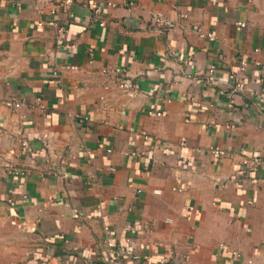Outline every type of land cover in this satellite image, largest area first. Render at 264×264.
<instances>
[{"label":"crops","instance_id":"1","mask_svg":"<svg viewBox=\"0 0 264 264\" xmlns=\"http://www.w3.org/2000/svg\"><path fill=\"white\" fill-rule=\"evenodd\" d=\"M154 11L176 25L152 28ZM233 71L250 92L228 107ZM262 90L264 0H0V221L22 232L15 263L264 264Z\"/></svg>","mask_w":264,"mask_h":264},{"label":"built area","instance_id":"2","mask_svg":"<svg viewBox=\"0 0 264 264\" xmlns=\"http://www.w3.org/2000/svg\"><path fill=\"white\" fill-rule=\"evenodd\" d=\"M111 5H113L112 3H109ZM187 14L183 13L181 14V17H186ZM52 22H50L51 24ZM103 23L101 22V25ZM149 25L152 27V28H156V29H159V30H170L171 28H173L175 25H176V21L170 17L169 15H167L166 13L162 12V11H154L151 13L150 17H149ZM237 29L239 28H242L245 26V22L243 21H238L237 22ZM197 32L201 35V36H206L210 39H213L214 38V35L213 33L211 32H207V33H202L200 31V28H197ZM256 65H259L260 62L259 61H256L255 62ZM245 65H246V62L245 61H241L240 62V67L239 69L240 70H244L245 68ZM217 66L215 63H210L207 67V70H206V80L207 82H213L214 81V72L216 70ZM125 69H119V72H122V73H125L124 72ZM126 74V73H125ZM228 78L229 80L231 81V89L229 91V94H230V99L229 101L227 102V106L228 107H231L233 106V96L237 93H241V92H250V89L249 87L247 86L246 82L244 81L243 78H241L236 72H229L228 73ZM119 87L124 89V90H130L132 89L133 87V84L126 78H120L119 80ZM260 96L264 97V90H262L260 93H259ZM5 104L7 106H11V107H14V108H18L21 106V102L19 101H11V100H7L5 101ZM156 114H160V112H156ZM23 144H25V141H21ZM181 145H184V142H181ZM209 151L211 153H214V154H220V155H225L226 154V151L220 147H210L209 148ZM261 158L260 156L258 155H253V156H242V160H241V163H242V170L247 173V174H250L251 172H255L259 169V166L261 165ZM14 172L16 174H19L21 173L22 171H19L17 169L14 170ZM139 191V190H137ZM75 216H77L75 214ZM12 223H14V221H12ZM105 229L108 231V227H105ZM129 229H133L132 226H129ZM107 245L109 247H113V243L111 241H108L107 242ZM221 248H224L226 247L225 245H220ZM120 250H124V247H120ZM116 253L113 252V255L111 254V256L109 257L108 261H109V264H113L115 263L116 261Z\"/></svg>","mask_w":264,"mask_h":264},{"label":"rangeland","instance_id":"3","mask_svg":"<svg viewBox=\"0 0 264 264\" xmlns=\"http://www.w3.org/2000/svg\"><path fill=\"white\" fill-rule=\"evenodd\" d=\"M18 228L12 221H0V264H14L21 253L24 239Z\"/></svg>","mask_w":264,"mask_h":264}]
</instances>
